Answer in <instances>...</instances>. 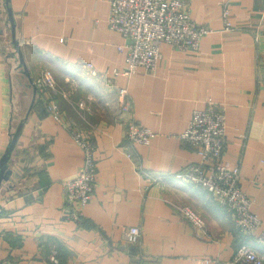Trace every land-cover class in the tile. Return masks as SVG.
Masks as SVG:
<instances>
[{
    "label": "crops",
    "instance_id": "obj_1",
    "mask_svg": "<svg viewBox=\"0 0 264 264\" xmlns=\"http://www.w3.org/2000/svg\"><path fill=\"white\" fill-rule=\"evenodd\" d=\"M110 1L0 0V158L24 122L0 187V264H215L243 243L264 253V0H188L193 19L212 29L199 49L162 42L155 72L114 82L107 77L124 67L127 51L109 27ZM49 77L54 86L41 90L37 79ZM221 104L224 161L239 168L261 219L250 238L228 207L178 177L201 161L180 137L193 110ZM132 122L156 132L148 145L128 138ZM74 125L97 148V185L79 223L66 212L67 183L85 161ZM181 205L204 217L206 232ZM130 225L142 229L138 243L123 238Z\"/></svg>",
    "mask_w": 264,
    "mask_h": 264
},
{
    "label": "built area",
    "instance_id": "obj_2",
    "mask_svg": "<svg viewBox=\"0 0 264 264\" xmlns=\"http://www.w3.org/2000/svg\"><path fill=\"white\" fill-rule=\"evenodd\" d=\"M231 13L224 9L226 28L231 25ZM108 24L113 30L122 33L126 39V64L116 67L107 81L114 82L120 74L131 76L139 69L155 72L161 54V43L166 42L173 48L186 51L198 50L203 36L212 29L198 24L192 17L188 0H111ZM96 74V71H93ZM37 86L43 90L54 86L51 78H39ZM126 94V88H121ZM49 110L56 119L61 111L56 102L49 103ZM227 117L221 105L193 110L188 126L181 133V139L194 148L201 161L189 164L178 173L181 179L207 190L217 201L228 207L234 217L236 228L245 238L256 236L261 225L260 217L253 212L254 200L241 188L240 170L224 161L227 147ZM75 141L83 148L85 161L78 175L67 183V218L81 222L84 207L92 200L97 185L96 144L93 139L77 126L72 128ZM128 138L136 143L148 145L156 132L132 122L127 129ZM180 214L191 221L197 230L206 232V221L195 209L188 205L177 206ZM142 229L130 225L123 231V238L130 243L140 241ZM264 240V232L258 237ZM215 264H264V253L248 243L241 244L228 261Z\"/></svg>",
    "mask_w": 264,
    "mask_h": 264
},
{
    "label": "water",
    "instance_id": "obj_3",
    "mask_svg": "<svg viewBox=\"0 0 264 264\" xmlns=\"http://www.w3.org/2000/svg\"><path fill=\"white\" fill-rule=\"evenodd\" d=\"M10 0H7V2L9 3ZM9 13H10V20L12 21V25H13V35H14V42L17 46V49L20 51V48L18 46V42L16 41V29H15V20L12 14V9L9 6ZM22 55V53H21ZM22 57V56H21ZM22 62H23V58H21ZM24 126V122L22 121L17 129L15 130V132L12 135V138L10 140V143L8 145V147L6 148L5 152L3 153V155L0 158V187L3 183L4 180H8L12 174V169L9 167V159L11 157V154L13 152V149L15 148V145L18 141L19 135L22 131V128Z\"/></svg>",
    "mask_w": 264,
    "mask_h": 264
},
{
    "label": "rangeland",
    "instance_id": "obj_4",
    "mask_svg": "<svg viewBox=\"0 0 264 264\" xmlns=\"http://www.w3.org/2000/svg\"><path fill=\"white\" fill-rule=\"evenodd\" d=\"M86 71L90 74H92V75H95V74H93V72L90 70V69H88V68H86ZM49 78H51V77H49ZM52 80H53V78H51ZM74 126H76V125H74Z\"/></svg>",
    "mask_w": 264,
    "mask_h": 264
}]
</instances>
